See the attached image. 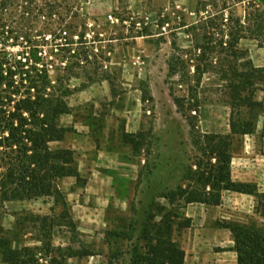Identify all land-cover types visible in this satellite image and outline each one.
Instances as JSON below:
<instances>
[{
  "label": "rangeland",
  "instance_id": "374dc122",
  "mask_svg": "<svg viewBox=\"0 0 264 264\" xmlns=\"http://www.w3.org/2000/svg\"><path fill=\"white\" fill-rule=\"evenodd\" d=\"M200 1L207 0H32V6L48 9L56 2L60 9L53 21L46 10L37 16L36 9L28 24L53 66L74 41V48L109 67L121 95L113 97L108 80L71 81V113L60 119L66 138L52 147L74 150L86 180L60 181L66 205L50 197L0 203V236L14 248L29 247L39 264H139L146 253L144 234L154 228V204L170 207L157 195L179 181L192 149L193 130L171 94L168 69L175 50L190 45L191 25L214 12L212 6L199 7ZM25 4L8 0L4 9L0 4V53L24 49L12 28ZM237 12L243 14V3ZM240 47L256 66H264V43L244 39ZM204 93L199 129L230 132L224 95L215 86ZM124 133L132 134L140 148L126 142ZM232 171L235 181L255 183L264 192V117L256 134L236 143ZM182 211L190 226L175 239L186 252L185 264L187 253L189 262L195 256L196 245L201 264H238L231 252L234 236L221 226L224 222L264 230L257 198L249 194L231 191L221 206L192 204ZM46 218L55 221L48 238L41 231Z\"/></svg>",
  "mask_w": 264,
  "mask_h": 264
},
{
  "label": "trees",
  "instance_id": "16d2710c",
  "mask_svg": "<svg viewBox=\"0 0 264 264\" xmlns=\"http://www.w3.org/2000/svg\"><path fill=\"white\" fill-rule=\"evenodd\" d=\"M7 2L0 0L2 9ZM25 2L22 18L13 21L12 28L13 38L18 42L22 39L24 49L0 53V203L50 197L66 205L60 181L71 177L86 180L74 150L52 147L66 138L60 119L71 113L70 83L82 78L85 85L108 80L113 97L121 94L109 67L97 56L74 48V41L68 42L59 64L53 66L56 62L28 31V24L36 9L37 16L46 10L53 21L60 16L59 6L55 2L44 9L30 5L32 0ZM240 3L244 4L243 14L237 12ZM198 6L204 10L212 6L214 12L191 25L190 45L175 50L168 69L171 94L193 130L192 149L185 157L179 181L157 195L170 207L154 204V228L144 234L146 253L139 264H185L186 252L175 235L190 226L182 211L188 205L220 206L224 192L233 191L255 196L258 211L264 215V192L255 183L235 181L232 171L236 143L256 134L264 117V66H256L240 47L244 39L264 43V0H207ZM54 35L59 36L56 31ZM42 42L48 40L43 38ZM207 86H215L226 99L228 133L202 132L198 127ZM181 90L183 93H178ZM123 137L140 148L132 134L124 133ZM158 216L159 221H155ZM54 222L47 218L41 221L45 238ZM221 226L233 233L238 264H264V230L235 222ZM0 258L2 264H39L32 249L14 248L2 235Z\"/></svg>",
  "mask_w": 264,
  "mask_h": 264
},
{
  "label": "crops",
  "instance_id": "0c3cea01",
  "mask_svg": "<svg viewBox=\"0 0 264 264\" xmlns=\"http://www.w3.org/2000/svg\"><path fill=\"white\" fill-rule=\"evenodd\" d=\"M259 123H260V121H259ZM258 128H259V124H258ZM260 186V185H259ZM229 192H231V191H225L224 192V195H223V203H224V201H225V194L226 193H229ZM244 195H246V194H244ZM222 203V204H223ZM200 205H202L203 206V204H200ZM221 206V205H220ZM198 242H199V240H198ZM231 242V241H230ZM230 244H233V241H232V243H230ZM231 246V245H230ZM233 246V245H232ZM197 245H196V247H195V249H194V251H195V256H193L192 257V261L191 262H189V254L187 253V259H186V264H201V259H200V257H199V251H197ZM193 251V252H194ZM232 253H234L235 255H236V257H237V253L235 252V251H231Z\"/></svg>",
  "mask_w": 264,
  "mask_h": 264
}]
</instances>
